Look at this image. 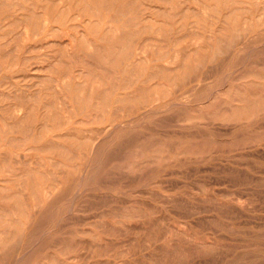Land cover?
<instances>
[{
	"label": "rangeland",
	"instance_id": "374dc122",
	"mask_svg": "<svg viewBox=\"0 0 264 264\" xmlns=\"http://www.w3.org/2000/svg\"><path fill=\"white\" fill-rule=\"evenodd\" d=\"M113 262L264 264V0H0V264Z\"/></svg>",
	"mask_w": 264,
	"mask_h": 264
},
{
	"label": "bare ground",
	"instance_id": "6f19581e",
	"mask_svg": "<svg viewBox=\"0 0 264 264\" xmlns=\"http://www.w3.org/2000/svg\"><path fill=\"white\" fill-rule=\"evenodd\" d=\"M11 2H12V1H11ZM32 2H33V1H32ZM12 4L14 5V3H12ZM16 4H18V3H16ZM33 4H34V3H33ZM8 5H9V4H8ZM13 5H11V7H12ZM31 5H32V4H31ZM31 5H30V7H32ZM20 6H21V5H20ZM33 6H34V5H33ZM11 7H10V9H11ZM38 7H39V6H38ZM40 7H41V6H40ZM8 8H9V7H8ZM19 9H20V8H19ZM33 9H34V8H33ZM41 10H42V9H41ZM16 11H17V10H16ZM35 11H36V10H35ZM38 11H39V10H38ZM33 12H34V10H33ZM33 12H32V13H33ZM3 13H4V12H3ZM30 13H31V12H30ZM1 14H2V13H1ZM42 14H43V13L41 12L40 15L42 16ZM32 15H34V13H33ZM38 15H39V14H37L36 16H38ZM34 17H35V15H34ZM38 17H39V16H38ZM5 22H6V21H5ZM4 27H5V26H4ZM4 27H3V28H4ZM1 29H2V28H1ZM234 29H235V28H234ZM234 29H233V31H234L233 33H234V34H232V35H234L233 38L235 39V36L238 37L240 33H237V34L235 35V32H237V29H235V30H234ZM242 29H243V27H242ZM246 29L249 30V27H246ZM239 30H240V29H238V32H239ZM248 30H247V31H248ZM243 31H244V29H243ZM245 32H246V30H245ZM243 33H244V32H243ZM241 34H242V33H241ZM241 34H240V35H241ZM244 34H245V33H244ZM237 37H236V38H237ZM233 38H232V39H233ZM234 39H233V40H234ZM229 40H231V39H229ZM230 43H231V42H230ZM228 45H229V44H228ZM137 54H138L137 52L133 54V58H134L135 60H138V59H139V58L137 57ZM160 199H161V198H160ZM100 264H103V263H100ZM113 264H115V263L113 262ZM118 264H119V263H118Z\"/></svg>",
	"mask_w": 264,
	"mask_h": 264
}]
</instances>
